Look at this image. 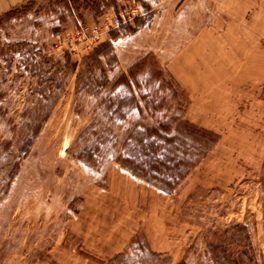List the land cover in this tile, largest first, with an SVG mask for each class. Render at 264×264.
<instances>
[{"label":"rangeland","instance_id":"374dc122","mask_svg":"<svg viewBox=\"0 0 264 264\" xmlns=\"http://www.w3.org/2000/svg\"><path fill=\"white\" fill-rule=\"evenodd\" d=\"M100 46L111 77L154 54L166 108L116 121L77 94L66 56ZM0 47V264H264V0H30ZM179 115L219 139L169 195L115 159Z\"/></svg>","mask_w":264,"mask_h":264},{"label":"trees","instance_id":"16d2710c","mask_svg":"<svg viewBox=\"0 0 264 264\" xmlns=\"http://www.w3.org/2000/svg\"><path fill=\"white\" fill-rule=\"evenodd\" d=\"M15 11L16 8L1 15L0 24ZM103 49L104 46L97 47L80 64L66 56L65 65L73 74L76 73L77 94L87 90L91 95L98 96L103 115L116 121H127L135 111L142 114L157 106L166 108V98H158L157 95L158 88L165 80L163 69L154 54L145 55L127 72L111 77L116 58L113 51L105 54ZM6 51L0 47V56ZM109 56H113V63ZM46 72L49 73V70H44ZM172 83L175 89L179 86ZM107 88L110 91L103 97ZM172 96L179 102L178 89ZM174 118V124L159 122L157 126L149 124L143 128H137V125L124 139L123 152L115 159L122 168L169 195L208 157L219 139L213 131L192 123L184 115ZM94 125L92 121L90 126ZM33 128L30 130L32 134L25 137V144H31L39 129L36 124H33ZM91 158L90 150L83 151L79 156L88 165H93ZM260 182L264 188V163Z\"/></svg>","mask_w":264,"mask_h":264},{"label":"crops","instance_id":"0c3cea01","mask_svg":"<svg viewBox=\"0 0 264 264\" xmlns=\"http://www.w3.org/2000/svg\"><path fill=\"white\" fill-rule=\"evenodd\" d=\"M30 0H0V16ZM127 172V171H126ZM129 173V172H127ZM130 174V173H129ZM132 175V174H131ZM134 176V175H132ZM138 178L137 176H134ZM142 180V179H141Z\"/></svg>","mask_w":264,"mask_h":264},{"label":"built area","instance_id":"2783aa9c","mask_svg":"<svg viewBox=\"0 0 264 264\" xmlns=\"http://www.w3.org/2000/svg\"><path fill=\"white\" fill-rule=\"evenodd\" d=\"M92 32L95 33L94 38L96 39V38H97V35H96V34H97V32H98V31H97V28H94V29L92 30Z\"/></svg>","mask_w":264,"mask_h":264}]
</instances>
